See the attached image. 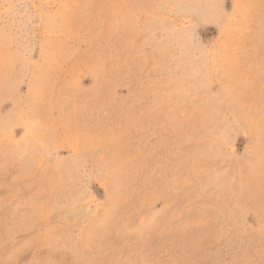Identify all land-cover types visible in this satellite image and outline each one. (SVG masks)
Masks as SVG:
<instances>
[{
  "label": "rangeland",
  "instance_id": "374dc122",
  "mask_svg": "<svg viewBox=\"0 0 264 264\" xmlns=\"http://www.w3.org/2000/svg\"><path fill=\"white\" fill-rule=\"evenodd\" d=\"M0 264H264V0H0Z\"/></svg>",
  "mask_w": 264,
  "mask_h": 264
}]
</instances>
